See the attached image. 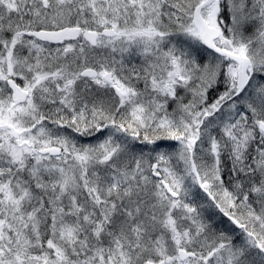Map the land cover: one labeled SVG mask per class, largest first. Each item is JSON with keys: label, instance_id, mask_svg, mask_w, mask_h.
Here are the masks:
<instances>
[{"label": "snow or ice", "instance_id": "snow-or-ice-1", "mask_svg": "<svg viewBox=\"0 0 264 264\" xmlns=\"http://www.w3.org/2000/svg\"><path fill=\"white\" fill-rule=\"evenodd\" d=\"M0 264H264V0H0Z\"/></svg>", "mask_w": 264, "mask_h": 264}]
</instances>
